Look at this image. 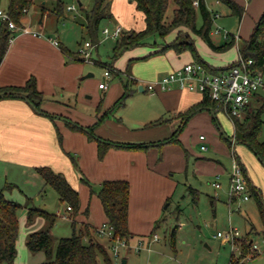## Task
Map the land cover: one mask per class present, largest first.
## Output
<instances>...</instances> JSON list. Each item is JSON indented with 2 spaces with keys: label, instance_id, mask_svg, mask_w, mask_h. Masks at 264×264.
I'll list each match as a JSON object with an SVG mask.
<instances>
[{
  "label": "rangeland",
  "instance_id": "rangeland-1",
  "mask_svg": "<svg viewBox=\"0 0 264 264\" xmlns=\"http://www.w3.org/2000/svg\"><path fill=\"white\" fill-rule=\"evenodd\" d=\"M55 0H50L47 7L51 8ZM66 5H74V12H67L68 20L61 21L58 24H49V29H58L63 42L73 52L78 53L80 45L85 41H92L84 31L85 9L90 10L93 6V0H63ZM111 10L113 5H117L118 0H108ZM133 4L132 13H127L126 19L122 17V10L115 8L112 18L102 20L98 31V46L92 48V59L89 61H78L79 64L86 68L84 75L92 73L93 76L86 79L87 86L91 90L78 99V106L88 108L95 102L97 96L95 91L98 89V96H104V91L99 89V83L105 82L104 72L110 68L113 63L116 69H124L126 62L131 57L137 58V63L133 68V75L140 81V85L146 82H154L159 80L165 74L169 73L173 64L180 61L194 59L192 54L176 57L174 50H168L163 54L155 52L164 44L172 41V35L162 38L158 34L147 37L145 44L131 48L122 54L118 59L113 60V49L116 44L114 38L105 39L103 33L104 28L113 30L115 26H125L123 29L130 28L143 30L145 28L144 13L139 11L131 0H123ZM239 1L245 11L240 17L220 0H205L208 8L213 13L218 14L213 23L211 34L212 40L216 45L225 44L230 37L226 36V32L230 35H240L234 45L227 50L217 52L212 50L206 43H202L199 36L194 35L195 45L201 57L218 68H225L234 61L239 59V51L243 49L246 42L250 38L256 22L264 13V0H247L249 5L245 7V0ZM9 0H0V9L8 8ZM81 2L83 5L81 6ZM84 6V7H83ZM34 16V22L38 24L41 18L39 8L31 11ZM73 15H76L73 21ZM130 19V20H129ZM126 21V23H125ZM201 17L198 15L197 25H201ZM133 24V26L131 25ZM1 26V21H0ZM220 28V33H214L216 28ZM108 66V67H107ZM124 80V81H123ZM127 77L124 73L117 76L112 73L109 79V90L107 95L115 90L118 85V91L123 89V83ZM138 81V82H139ZM133 94L127 99L126 105L119 108L115 113L130 128H143L147 123L149 125L156 118L160 117L157 113V104L160 106V100L155 96L154 100H149L148 93L138 91V87L133 85ZM151 95L154 92H150ZM149 93V94H150ZM91 96L86 99L85 96ZM93 96V97H92ZM150 97V96H149ZM261 105V100L252 99L250 109H254ZM161 107V106H160ZM162 109V108H161ZM84 111V110H83ZM200 114L193 116L185 129L181 133L180 139L184 147L178 143L167 144L162 150H150L151 148L141 150L128 149L132 153L140 152L149 157L150 164L148 166L147 183L153 187V191L158 190L156 186L157 180L163 179L164 183L173 184L170 197L160 201V209L158 217L153 222L150 231L156 229L159 240L151 244V250H147L145 246L137 250L139 245L136 236L130 244L132 249L127 247L119 248V257L116 263L122 264L123 260L127 264H227L230 261L232 249L226 238L215 237L213 231L225 232L230 227H236L240 233L250 240H254L260 247V253H256L255 259L246 261L244 264H264V237L262 231L264 224L256 203L255 198L250 197L248 201L241 199L231 200L229 193V174L234 161H238L242 166L247 168L249 176L254 183L260 188L264 197V164L259 160L256 154L246 144H232L234 128L230 118L223 112L218 113V122L210 119L211 125L206 124L201 119ZM168 116V115H167ZM264 122V114L262 116ZM149 123V124H148ZM205 136L204 140L200 139V135ZM260 141H264V123L259 135ZM95 141V140H94ZM205 144L207 150H201V145ZM150 150V151H149ZM107 154V153H106ZM149 155V156H148ZM189 156V157H188ZM98 158L102 160L104 157ZM135 159L132 160L134 162ZM77 161V160H76ZM77 164V162H75ZM76 171L80 174L81 182L88 186L89 197L91 195L98 198L99 185L95 181L89 180L82 171L75 165ZM244 168V167H243ZM143 172H141L142 174ZM144 177V176H143ZM144 182V181H142ZM221 184L219 188L214 183ZM133 185V194L142 195L144 198L146 193L150 194V189H142L137 187L136 181H130ZM42 180L39 176L36 180L29 179L19 186L12 189L11 193L7 190V198L20 202L23 206L36 207L55 214L61 212L63 217L51 228V234L54 237V246L56 249L58 238L69 237L72 235V226L68 218L64 217L63 206L59 200V196L50 186L48 193L39 201L29 203L26 195H36L42 187ZM190 189L197 192L194 198L190 193ZM35 190L37 191L35 193ZM138 190V191H137ZM34 192V193H33ZM148 192V193H147ZM91 194V195H90ZM135 196L134 199H136ZM154 199L149 196L148 200ZM99 205L100 201L98 199ZM27 208L19 211V233L17 238V257L14 264H41L53 260L55 252L48 256L45 252H31L28 249L27 242L31 233L47 228V221L44 222L39 217H35L33 221L27 220ZM147 215L149 212H146ZM158 222V223H156ZM146 224H143L145 228ZM158 227V228H156ZM175 230L176 243L175 249L171 246L172 233ZM148 235V233H147ZM102 243L107 244L108 251L113 256L112 245L106 241V238L100 239ZM129 244V243H128ZM145 245V244H144Z\"/></svg>",
  "mask_w": 264,
  "mask_h": 264
},
{
  "label": "crops",
  "instance_id": "crops-1",
  "mask_svg": "<svg viewBox=\"0 0 264 264\" xmlns=\"http://www.w3.org/2000/svg\"><path fill=\"white\" fill-rule=\"evenodd\" d=\"M49 1L33 0L31 8L22 18L23 26H27L31 31L43 32L45 36L39 37L32 33L18 30L12 31L11 37L13 39L0 64V88L24 86L30 78L34 77L37 89L44 95V99L40 104L41 112L37 111L31 101L25 96L0 99V191L5 189L4 195L7 198V190L11 193L14 187L21 185L30 178L35 181L36 177L39 176L43 183L42 187L38 193L35 190L36 195L30 194L29 196L26 195V197L29 203H33L35 200H41V198L47 195L49 189L43 178L37 173L36 168L48 166L56 173L65 176L73 188L78 191L80 196V210L75 217L76 220L80 224L89 223L94 229H97L104 223H107L103 205L99 197L96 198V196L91 194L89 197L88 190L90 188L81 182L80 174L76 171L75 165H78L82 173L89 180L95 181L99 187L106 180H127L129 183L134 180L137 182V187L140 186L142 189L148 188L151 192L149 195L144 193V198L142 195L133 194V185L130 183L128 226L134 238L129 242V249H132L130 244L136 239V236L139 242L142 241L145 244L143 247H150L155 242L152 241L153 235L157 233L155 229L153 231L151 230L149 234V229L158 217L160 201L166 197H170L169 195L173 184L164 183L163 179L160 178L156 183V186L160 188L159 191H153V187L146 182L148 178L147 169L152 163L150 164L149 157L147 158L143 153H132L131 150H128L132 148L111 147L104 158L100 160L98 158V142L89 138L86 129L95 127L94 134L108 141L124 145H145V148L141 150L148 148H151L150 150H162L165 145L174 143L166 141L180 128L182 129V133L190 119L197 114H200L201 119L208 125H211L210 119L216 121L220 128L217 113L211 108H205L196 112L189 119L184 120L179 115L194 105L201 103L203 95L199 92H190L176 88L158 90L151 95L143 85H140V81L133 75V68L137 60L132 61L129 66V61L131 59H137L135 57L128 59L124 69L118 68L117 70L120 71V75L124 73L127 79L131 76L137 82L139 81L134 85L138 87V91L148 93L147 96L150 101L154 100L155 96L160 100L161 107L157 104L156 111L161 116L154 121L167 119L165 123L156 126H147L146 123L143 128L134 129L128 127L121 117L116 116L117 114L115 112L119 108L113 113L110 112L115 103L123 95L125 82L123 83V89L118 91L117 85L115 90L111 92V95H107L106 93L110 85L107 89H102L100 88V82L99 89L104 91V96H98L97 89L95 91L97 96L95 102L88 108L83 107L84 109H81L77 105L78 99L84 94L91 92L87 86L86 79L93 76V74L89 73L84 75L86 68L79 64L78 60H73L69 57L63 49L65 48L74 54L76 52L69 49L63 42L57 28L52 30L48 27L54 21L58 24L61 21L68 20L69 15L67 12H74L76 7L71 5L75 8L69 10L68 7L70 5H66L63 0H60L64 4V11L63 16L58 17L53 11L59 0L52 1L54 4L51 8L46 6ZM233 1L243 6L237 0ZM245 1L246 7L249 5V2L247 0ZM79 3L81 6L83 5L81 2ZM118 3L117 5H113L111 12L113 14L115 8L121 9L122 17L120 19H123V21L126 19L127 21V13H132L133 4L123 0H118ZM37 8H39L41 13L38 24L34 22V16L31 13L32 10L35 12ZM84 9L86 11L87 8ZM115 13L118 12L115 11ZM72 18H74L72 19L74 21L76 15H73ZM131 25L133 26V24ZM130 29L140 31V29ZM235 36L240 38L238 34ZM49 38L57 40L59 45H55ZM201 42L205 43L202 39ZM238 51L240 54L241 49L239 47ZM189 54H191L189 51L180 55L176 53V57L180 58L182 55L189 56ZM191 61L192 58L187 61L179 60L173 64L170 71ZM113 64L110 66L116 69ZM263 96L264 94H260L256 100L259 101ZM90 97L88 95L85 96L86 99H90ZM100 118H102L101 122H99ZM181 133L178 135V140L180 142L179 144L184 147L180 139ZM235 140L234 128L233 140L230 142L236 145L240 143L237 140L235 142ZM139 149L136 148V150ZM133 159H135L134 162H132ZM243 167L248 183L250 182V184L260 190L249 176L244 164ZM141 172L143 173L141 174ZM196 192V190L190 189V193ZM193 195L195 198L197 193ZM135 196H137L136 199H134ZM149 196H154V199L149 201ZM60 202L66 214L64 217L68 218L71 223L73 210H67L66 203L61 200ZM146 212H149L148 215ZM58 213V219L63 217L61 212ZM39 218L44 222V218ZM143 224H146L145 228H143ZM213 233L215 234V231ZM104 238L106 237H99V240ZM106 241L113 245L110 239L106 238ZM102 244L107 248V244ZM114 260L116 263L117 259L114 258ZM125 264H127L126 260Z\"/></svg>",
  "mask_w": 264,
  "mask_h": 264
},
{
  "label": "trees",
  "instance_id": "trees-1",
  "mask_svg": "<svg viewBox=\"0 0 264 264\" xmlns=\"http://www.w3.org/2000/svg\"><path fill=\"white\" fill-rule=\"evenodd\" d=\"M136 4L139 11L145 15L146 26L143 30H125L122 29L119 38L113 49V60L120 57L126 50L145 44L148 36L158 34L162 38L172 35V41L164 44L155 53L163 54L168 50H174L178 55L189 51L194 60L204 64L211 72L217 73L220 70L231 68V63L225 68H218L210 65L199 54L193 36H199L212 50L222 52L235 44L234 35H230L228 41L223 45H216L211 37L215 13L206 5L205 0H198V7L194 5L195 0H131ZM233 9L240 17L243 16L245 8L233 0H220ZM33 0H9L7 12L10 18L21 27L22 18L31 8ZM64 4L57 1L54 13L63 16ZM198 15L201 17V25H197ZM110 2L108 0H93V6L90 10L85 11L86 22L84 24L85 34L94 42L98 43V31L100 24L105 18H112ZM12 31L9 29L7 22H2L0 27V64L9 48ZM73 60L84 61L79 53H70L63 49ZM245 59L252 58L254 67L262 69L264 67V13L256 22L253 32L241 49L240 53ZM137 59H131L132 61ZM117 76L120 71L114 69ZM137 80L131 76L124 84V93L111 109L113 113L118 108L126 105L127 99L133 94V85ZM27 97L34 108L40 111V104L44 95L37 89L36 80L30 78L24 86H11L0 88V99L10 97ZM261 105L254 109L250 107L246 110L244 117L234 118L232 120L235 128V138L238 142L246 144L256 154L259 160L264 164V141H260L259 135L263 127L264 114V96L260 98ZM259 100V101H260ZM215 104L209 97L203 96L201 103L194 105L186 112L179 116L184 120L189 119L196 112L211 108L214 110ZM100 118L99 122H101ZM167 119H159L147 126H156L163 124ZM96 126V125H95ZM82 128V127H81ZM94 128L86 129L90 139L98 142L99 157H104L111 147L127 148H145L143 144H120L113 141L105 140L94 134ZM181 128L166 142L180 143L178 135ZM37 173L43 178L46 186H50L59 195L62 202L72 207L71 226L72 235L61 237L57 241L56 249L54 246V237L51 234V228L56 223L58 215L46 210L37 208H27L20 202L5 197L4 190L0 191V264H14L17 257V238L19 233L18 213L21 209L27 208V220L33 221L35 217L44 218L48 225L47 228L30 234L27 242L28 249L31 252H45L51 256L55 252L53 260L41 264H116L114 258L99 240L103 237L97 233L89 223H79L76 215L80 210V196L78 191L73 188L69 181L60 173H56L48 166L36 168ZM8 187V186H7ZM250 197L255 198L263 224H264V198L262 192L255 188L249 182ZM98 197L103 205L107 222L114 228V234L121 237L129 243L134 235L129 230V202H130V183L127 180H106L99 190ZM264 237V230L262 231ZM250 239L242 236L236 240L237 244L242 246L243 255L250 252ZM176 236L175 230L171 237V246L175 249ZM230 259H233L231 254Z\"/></svg>",
  "mask_w": 264,
  "mask_h": 264
},
{
  "label": "built area",
  "instance_id": "built-area-1",
  "mask_svg": "<svg viewBox=\"0 0 264 264\" xmlns=\"http://www.w3.org/2000/svg\"><path fill=\"white\" fill-rule=\"evenodd\" d=\"M194 5L198 7V0L194 1ZM75 7H68L73 10ZM218 14H215V18ZM0 21L7 22L11 31L18 30L26 33H32L35 36H45L43 32L31 31L27 26H17L10 18L7 10L0 9ZM121 26H115L113 30L104 28L103 33L105 39H118L122 31ZM220 28H216L214 33H220ZM226 32V36H229ZM238 40L237 36H234ZM13 37L11 38V40ZM55 45L59 42L55 39L49 38ZM10 40V41H11ZM99 43L92 44L90 41H85L80 45L78 53L84 61H91L92 48L98 46ZM114 72V68H107L104 72L106 78L105 82L100 83V88L107 89L109 87L108 79ZM144 88L149 92H156L158 90L181 89L190 92H199L203 96H207L215 104V113H225L231 120L234 118L244 117L246 110L250 107L252 99H256L260 94H264V67L257 69L254 67L252 58L245 59L239 54V59L235 64L228 69L220 70L217 73L211 72L204 64L191 61L183 66L176 68L165 74L159 80L154 82H146L143 84ZM200 139L204 140L205 136L200 135ZM202 150H207L205 144L201 145ZM214 186L219 188L220 183L215 182ZM229 193L231 200L241 199L248 201L250 199L249 183L245 176L243 166L236 160L233 163L229 176ZM67 210H72L71 206H67ZM97 233L103 237L110 239L113 242L112 252L115 259L119 257V248L127 247L129 244L121 237L114 234V228L109 223H104L97 228ZM216 237L226 238L232 249L233 259L227 264H244L246 261L255 259L256 253H260L259 245L254 241H250V252L243 255L242 246L236 243L243 235L236 227H230L228 231L216 232ZM159 239L157 234L153 235L152 241ZM144 243L141 241L136 247L137 250L143 248ZM151 250L150 247H147ZM148 264V263H147Z\"/></svg>",
  "mask_w": 264,
  "mask_h": 264
},
{
  "label": "water",
  "instance_id": "water-1",
  "mask_svg": "<svg viewBox=\"0 0 264 264\" xmlns=\"http://www.w3.org/2000/svg\"><path fill=\"white\" fill-rule=\"evenodd\" d=\"M140 90H141V88H140ZM235 142H237V141L235 140ZM122 264H125V260L122 261Z\"/></svg>",
  "mask_w": 264,
  "mask_h": 264
}]
</instances>
